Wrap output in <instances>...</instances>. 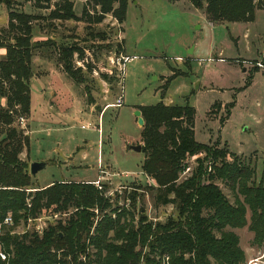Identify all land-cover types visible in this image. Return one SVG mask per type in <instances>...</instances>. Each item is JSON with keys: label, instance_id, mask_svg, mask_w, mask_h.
Returning a JSON list of instances; mask_svg holds the SVG:
<instances>
[{"label": "rangeland", "instance_id": "374dc122", "mask_svg": "<svg viewBox=\"0 0 264 264\" xmlns=\"http://www.w3.org/2000/svg\"><path fill=\"white\" fill-rule=\"evenodd\" d=\"M9 1L15 11L38 17L32 32L39 48L32 60L30 114L23 125L17 123L29 138V151L20 160L28 166L46 164L31 177L35 187L97 181L107 187L105 195L113 207L127 209L126 198L140 195L135 220L139 209L150 222L175 218L173 206H154L149 189L155 184L141 171L144 155L130 150L142 147L143 127L137 125L134 112L159 102L192 107L198 143L225 149L228 162L236 157L254 168L257 178L262 176L264 10L256 11L248 24H212L188 0H128L123 24L108 15L101 24L89 25L80 18L86 4L92 11L91 0H69L75 19L68 21L49 20L55 2L43 10L35 8L33 0H6L0 4V31L7 27ZM72 45L83 51L87 66L81 69L80 85L58 64V50ZM118 99L121 104L116 107ZM187 165L184 177L195 168V159ZM216 184L233 203L228 187ZM249 216L248 212L247 220ZM66 217L45 213L21 223L12 234H40ZM234 233L245 264H264V245L253 246L247 227Z\"/></svg>", "mask_w": 264, "mask_h": 264}, {"label": "trees", "instance_id": "16d2710c", "mask_svg": "<svg viewBox=\"0 0 264 264\" xmlns=\"http://www.w3.org/2000/svg\"><path fill=\"white\" fill-rule=\"evenodd\" d=\"M91 1L93 12L86 4L80 20L99 25L110 15L124 23L128 0ZM52 2L49 20L75 19L69 0H33L35 8L43 10ZM188 2L212 24H248L256 11L264 10V0ZM12 5V1L6 5L7 27L0 31V51L5 52L0 56V253L5 256L0 264H245L234 231L247 227L253 246L264 245V172L257 178L255 169L244 161L233 157L228 162L225 149L198 143L195 110L188 105L159 102L137 108L144 122L141 171L155 184L149 189L154 206H173L175 218L150 222L139 209L135 220L140 195L126 198L127 209L113 207L106 186L101 191L91 183L34 186L28 164L19 158L28 153L29 138L17 127V120L30 114L32 60L39 48L32 32L38 17L17 12ZM82 52L75 45L58 50V64L76 85L84 82L81 69L87 70ZM78 62L84 66L76 68ZM233 106L226 109L227 117ZM189 159H195L196 166L184 177ZM217 181L232 192L233 203ZM45 213L67 217L47 225L40 234H12L21 223ZM8 217L12 224L4 225Z\"/></svg>", "mask_w": 264, "mask_h": 264}, {"label": "water", "instance_id": "95a60500", "mask_svg": "<svg viewBox=\"0 0 264 264\" xmlns=\"http://www.w3.org/2000/svg\"><path fill=\"white\" fill-rule=\"evenodd\" d=\"M134 117L136 118L137 125L142 128L143 125H144V122H143V120L141 118L140 112L139 111H135L134 112ZM130 150H132V151H134L136 153H140L141 152V147L140 146L130 147ZM45 166H46V164H44V163H31L29 165V175L31 177L35 176L39 171L44 169Z\"/></svg>", "mask_w": 264, "mask_h": 264}, {"label": "built area", "instance_id": "2783aa9c", "mask_svg": "<svg viewBox=\"0 0 264 264\" xmlns=\"http://www.w3.org/2000/svg\"><path fill=\"white\" fill-rule=\"evenodd\" d=\"M129 61V60H128ZM76 64H79V62L78 63H76ZM258 67L260 68V69H262V66H260V65H258ZM120 100L121 99H118V101H117V103H116V107H119L120 106ZM17 123L19 124V125H23L24 124V118H19L18 120H17ZM187 171H189V167L186 169V171L185 172H187ZM184 172V173H185ZM91 184H93L99 191H101L102 190V186L99 184V182H93V183H91ZM12 224V221H11V219L8 217V218H6L5 220H4V225H11ZM0 259L1 260H5V256L3 255V254H1L0 253Z\"/></svg>", "mask_w": 264, "mask_h": 264}, {"label": "crops", "instance_id": "0c3cea01", "mask_svg": "<svg viewBox=\"0 0 264 264\" xmlns=\"http://www.w3.org/2000/svg\"><path fill=\"white\" fill-rule=\"evenodd\" d=\"M193 52H194V49H193ZM3 55H4V54H3ZM3 55H0V56H3ZM47 186H49V185H47ZM47 186H46V187H47ZM43 188H44V187H43Z\"/></svg>", "mask_w": 264, "mask_h": 264}]
</instances>
